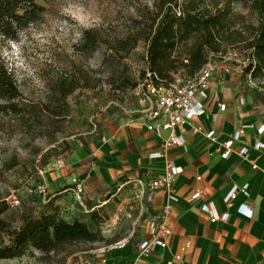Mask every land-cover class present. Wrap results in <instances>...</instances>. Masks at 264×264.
<instances>
[{
  "label": "rangeland",
  "instance_id": "374dc122",
  "mask_svg": "<svg viewBox=\"0 0 264 264\" xmlns=\"http://www.w3.org/2000/svg\"><path fill=\"white\" fill-rule=\"evenodd\" d=\"M36 2L44 7L42 19L21 31L17 40L5 42L1 53L19 93L14 111L0 110V201L8 206L2 217L12 227L50 209L56 196L49 189L48 175L58 168L54 164L80 149L96 152L103 137L125 129L137 116L131 111L138 107V84L147 67L144 40L124 58L105 60L103 45L87 52L82 38L86 30L124 36L131 19L152 0ZM234 10L241 11L238 3ZM245 54L243 46L236 45L211 61L230 68L223 84L233 93H253L256 101L264 103V73L251 74V81L244 71ZM171 76L187 74L179 68ZM212 78L219 80L217 75ZM60 86L73 89L64 96ZM64 183L57 181L58 189ZM70 202L78 203L75 198ZM88 216L90 212L82 220L98 231L99 240L50 253L28 248L20 256L0 259V264H99L112 244L126 235L104 228L108 218Z\"/></svg>",
  "mask_w": 264,
  "mask_h": 264
},
{
  "label": "crops",
  "instance_id": "0c3cea01",
  "mask_svg": "<svg viewBox=\"0 0 264 264\" xmlns=\"http://www.w3.org/2000/svg\"><path fill=\"white\" fill-rule=\"evenodd\" d=\"M228 75L218 77L217 82L209 80L205 113L172 131L162 129L158 135L137 115L125 129L103 137L96 152L80 149L54 164L58 168L48 177L49 189L56 197L46 212H56L66 221L86 218L89 212L90 216L108 218L110 222L104 228L126 237L112 244L103 258L106 264H264V147L254 148L256 139L264 143V131L258 133V127L264 125V103L256 101L253 93H233L223 84ZM240 98L243 103H239ZM219 104H225L223 111H219ZM213 114H217L216 121L211 119ZM198 125L215 130L216 141L193 132L192 127ZM236 129L243 132L229 155L222 158V142ZM171 133L185 139L187 150L164 144ZM241 146L247 147L245 155L238 153ZM156 151L163 155L151 158ZM165 158L178 170L171 187H145L141 193L138 180L147 183L162 175ZM75 179L84 186L81 205L70 202L74 196L66 190ZM57 181H65L59 184L60 189ZM245 184L248 197L238 192L230 205L223 201L233 185ZM195 191L201 196L188 201ZM170 195L177 199L169 200ZM202 204L217 220L210 221L209 214L201 210ZM240 204L252 210L251 218L237 211ZM167 205L165 224L171 234L166 246L141 254L139 244L149 235V221L158 218ZM223 214L226 218L220 220Z\"/></svg>",
  "mask_w": 264,
  "mask_h": 264
},
{
  "label": "trees",
  "instance_id": "16d2710c",
  "mask_svg": "<svg viewBox=\"0 0 264 264\" xmlns=\"http://www.w3.org/2000/svg\"><path fill=\"white\" fill-rule=\"evenodd\" d=\"M235 3L241 11L234 10ZM43 13L44 7L36 0H0V110L14 111L19 95L1 58L2 48L40 21ZM140 40L147 42L146 70L156 83H169L174 79L171 73L179 68L185 69L184 78L192 77L209 59L221 57L236 45H242L246 53L245 73L262 74L264 0H152L151 6L145 5L144 11L131 19L122 37L84 31L82 49L91 52L101 44L106 50L105 60L122 59ZM62 87L58 91L64 96L73 89ZM7 207L0 201V259L20 256L28 248L50 253L66 245L99 240L98 231L82 219L66 221L56 212H43L12 227L2 217ZM92 217L95 215L91 213Z\"/></svg>",
  "mask_w": 264,
  "mask_h": 264
},
{
  "label": "built area",
  "instance_id": "2783aa9c",
  "mask_svg": "<svg viewBox=\"0 0 264 264\" xmlns=\"http://www.w3.org/2000/svg\"><path fill=\"white\" fill-rule=\"evenodd\" d=\"M209 59L200 70L192 77L187 78H174L167 84L156 83L154 76L146 70L145 77L141 83L138 84V107L131 112L134 115H139L144 118L146 128L148 130H154L160 135L162 129L173 130L176 126L181 125L187 121L193 120L205 113L204 101L208 98V84L209 80L217 75L219 78L230 74V68L226 65L219 66L215 61ZM246 76L251 80V72H246ZM252 81V80H251ZM256 84H252L255 87ZM239 103H243V98H240ZM225 109V104H219V111ZM163 119L161 124L156 122L159 119ZM211 119L216 121L217 114H213ZM193 132H201L209 141H216V131L213 129H205L201 125L193 126ZM264 131V125L258 127V133L261 134ZM241 129H236L232 134L228 136V139L222 142L224 150L221 152V157L225 158L229 155L231 147L235 141H238L242 134ZM166 146L182 147L183 150H187V144L184 138L176 136L173 133L165 140ZM264 147V143L258 141L254 142L255 149H261ZM238 153L245 155L247 153V147L241 146ZM163 154L159 151L150 154L151 158H159ZM253 168L257 166L252 165ZM42 173L41 170H39ZM178 173L177 167L168 158L164 159V173L160 176L152 178L147 183L142 180H138V184L141 188V193L144 194V188H164L169 189L173 180ZM83 182L78 179L73 180L71 190L74 198L81 205V195L83 193ZM241 192L245 197L249 196L248 185L245 184L241 187L233 185L228 192L224 195L223 201L230 205L231 201L235 199L237 193ZM201 196L200 191H195L188 196V201L197 200ZM175 196L170 195L169 200H176ZM169 205L164 209V212L159 215L158 218L151 219L148 223L149 235L140 242L139 251L141 254H149L154 252L157 247H165L166 241L171 234L170 229L165 224V216L168 212ZM201 210L207 212L210 217V221L214 222L217 218L213 212L208 208L206 204L201 205ZM238 212H241L243 216L251 218L252 210L247 208L245 204H240L237 208ZM226 214L219 217L220 220H224ZM188 246V242L182 247L185 250ZM179 258V256H177ZM99 264H106L102 259Z\"/></svg>",
  "mask_w": 264,
  "mask_h": 264
}]
</instances>
